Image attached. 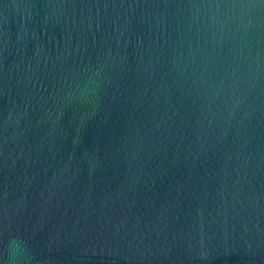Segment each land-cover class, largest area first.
<instances>
[{"label": "water", "instance_id": "water-1", "mask_svg": "<svg viewBox=\"0 0 264 264\" xmlns=\"http://www.w3.org/2000/svg\"><path fill=\"white\" fill-rule=\"evenodd\" d=\"M0 264H264V0H0Z\"/></svg>", "mask_w": 264, "mask_h": 264}]
</instances>
